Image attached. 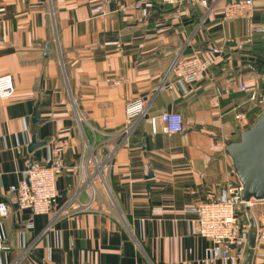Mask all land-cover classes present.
Masks as SVG:
<instances>
[{"label": "crops", "instance_id": "0c3cea01", "mask_svg": "<svg viewBox=\"0 0 264 264\" xmlns=\"http://www.w3.org/2000/svg\"><path fill=\"white\" fill-rule=\"evenodd\" d=\"M136 1L0 0V75L15 88L0 99V201L9 205L0 264H264L260 211L251 209L248 244L226 260L210 256L212 241L187 211L236 180L225 140L264 109L250 99L264 95V69L242 58L264 43L251 31L264 21V0L233 19L225 8L237 0H152L142 19ZM211 46L222 50L210 54ZM192 55L212 63L181 84L170 66ZM137 98L146 111L129 127L124 106ZM37 101L43 123L35 125ZM164 111L181 114L182 132L165 133L160 121L151 132L148 117ZM33 133L46 145L28 152ZM57 145L56 203L29 217L9 187Z\"/></svg>", "mask_w": 264, "mask_h": 264}, {"label": "built area", "instance_id": "2783aa9c", "mask_svg": "<svg viewBox=\"0 0 264 264\" xmlns=\"http://www.w3.org/2000/svg\"><path fill=\"white\" fill-rule=\"evenodd\" d=\"M161 4L177 6L183 3H198L204 7L208 6L207 0H158ZM153 6L152 0H138L134 7L139 13L140 18H144L147 11ZM251 1L237 0L229 3L225 8V17L228 19L251 17ZM252 32L262 35L264 41V21L251 28ZM250 41V37L246 39ZM238 50L243 49L242 43H237ZM221 47L211 46L208 49L210 54H218ZM212 61L210 58L192 55L189 57H176L169 71H174L179 76L181 84H191L197 81L198 77L205 72ZM240 90H246L245 85H241ZM14 83L9 74L0 75V99H6L14 93ZM251 100H256L264 106V95H257L255 91L250 94ZM146 104L142 98L128 101L124 106V116L127 126H131L136 119L145 114ZM243 115L237 114L236 118ZM152 133L157 132V123H162V131L165 133H180L184 129L183 118L178 112L164 111L157 116L148 117ZM63 145L48 148L46 156L42 161L32 162L23 172L17 184L11 185L9 191L11 199L17 204L19 209L31 208V217L34 214H45L51 211L56 203L57 189L56 179L63 169L60 154ZM107 169V161H104L97 168V173L103 178V173ZM241 186L237 180L228 181L221 191L197 204L187 208V211L195 214L196 233L210 239L212 247L210 256H219L222 259L230 258V251L242 248L249 242L248 221H252L251 209L256 205L260 207V212H264V200L253 198L244 201L240 196ZM86 203L85 207H89ZM61 210L59 214L63 213ZM9 213V205L5 201H0V217H6ZM245 221V222H244ZM26 227H32L29 219ZM259 239H264V234L258 235ZM3 243L0 238V249Z\"/></svg>", "mask_w": 264, "mask_h": 264}, {"label": "water", "instance_id": "95a60500", "mask_svg": "<svg viewBox=\"0 0 264 264\" xmlns=\"http://www.w3.org/2000/svg\"><path fill=\"white\" fill-rule=\"evenodd\" d=\"M242 58L253 61L264 69V47H256ZM38 104L37 101L31 115V122L35 125L43 123ZM45 145L46 142L37 141L33 133L27 149L32 152ZM224 150L231 161L232 174L241 186V199L264 200V109L251 125L237 130L233 137L225 140ZM31 163L32 160L28 166ZM23 212L30 214L32 209L25 208ZM262 215L264 217V212Z\"/></svg>", "mask_w": 264, "mask_h": 264}, {"label": "rangeland", "instance_id": "374dc122", "mask_svg": "<svg viewBox=\"0 0 264 264\" xmlns=\"http://www.w3.org/2000/svg\"><path fill=\"white\" fill-rule=\"evenodd\" d=\"M254 208H255L256 212H257V211H258V212L260 211V207H259L258 205H256Z\"/></svg>", "mask_w": 264, "mask_h": 264}, {"label": "trees", "instance_id": "16d2710c", "mask_svg": "<svg viewBox=\"0 0 264 264\" xmlns=\"http://www.w3.org/2000/svg\"><path fill=\"white\" fill-rule=\"evenodd\" d=\"M261 47H264V43H263V45Z\"/></svg>", "mask_w": 264, "mask_h": 264}]
</instances>
